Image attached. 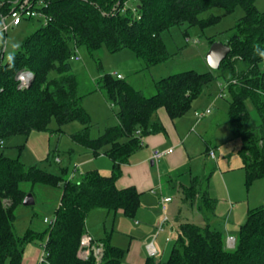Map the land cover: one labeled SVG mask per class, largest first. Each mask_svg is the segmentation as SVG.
Listing matches in <instances>:
<instances>
[{
  "label": "trees",
  "instance_id": "obj_1",
  "mask_svg": "<svg viewBox=\"0 0 264 264\" xmlns=\"http://www.w3.org/2000/svg\"><path fill=\"white\" fill-rule=\"evenodd\" d=\"M42 1L47 5L48 24L27 35L6 63L0 61V147L8 137L47 131L53 118L59 126L78 121L83 129L73 135L74 141L96 157L106 155L112 170L109 176L90 170L74 182L66 178L67 168L54 175L0 154V264H22L26 246L35 242L44 244L40 264H122L126 251L111 243V233L96 240L103 247L100 263L94 256L88 260L78 257L88 215L95 209L113 214L121 210L125 217L135 219L141 195L134 187H117L123 165L142 147L144 137L165 133L163 125L152 120L159 109L164 108L172 119L180 118L215 81L211 73L190 70L160 79L156 94L145 97L119 75L106 73L99 89L118 107L119 124L92 139L91 119L71 66L75 46L90 51L105 46L112 53L128 48L150 68L170 57L161 37L164 31L182 25L205 30L220 20L218 16L200 19L205 12L219 8L227 16L242 8L244 16L225 43L231 52L218 70L231 99L227 123L235 139L242 142L239 154L246 187L264 178V56L260 54L264 51V12L255 0H136L135 9L125 11L121 8L125 0ZM4 5L1 12L6 14L10 4L6 0ZM215 42L211 39L210 45ZM22 71L34 74L25 89L19 88L17 80ZM208 183V176L195 177L182 190L185 203H198L213 214L216 200L209 196ZM23 184H29L30 190H24ZM37 185L61 189L59 206L47 230L30 228L18 236L16 211ZM5 201L10 205L5 206ZM208 221L204 226L180 224L162 264H264V205L249 210L233 249L226 247L223 234L211 229ZM147 264H153V259Z\"/></svg>",
  "mask_w": 264,
  "mask_h": 264
},
{
  "label": "rangeland",
  "instance_id": "obj_2",
  "mask_svg": "<svg viewBox=\"0 0 264 264\" xmlns=\"http://www.w3.org/2000/svg\"><path fill=\"white\" fill-rule=\"evenodd\" d=\"M255 4L261 12H264V0H255ZM135 5L136 3L130 2L125 8L130 7L135 9ZM210 16H218L220 20L215 25L207 27L205 30H202L200 27L189 28L187 25H182L173 26L164 31L161 37L170 57L167 61L150 68H146L147 64L145 61L136 58L134 52L128 48L119 50L115 53L110 52L105 46L96 51H90L84 46L78 48L80 61H71V66L79 83L80 94L84 95L82 105L91 119L90 136L92 139H96L103 135L108 128L117 126L116 122H118L116 116L118 107L111 105L103 92L99 89V81L106 73L111 74L115 78L117 75L121 74V77L124 78L126 82L140 91L145 97L153 96L156 93L157 81L170 75L190 70L198 73H211L215 77L214 83L210 86L213 89L211 90V88H209L208 90L212 102L215 101L212 106H210L212 108L210 109L215 112L212 118L215 117L220 110L225 111L226 108L228 109L231 99L226 81L221 76L219 70H214L209 66L206 55L211 48V39L222 44L228 41L236 22L244 16V11L242 8L238 7L233 14L226 16L222 9L214 8L202 14L200 19H206ZM41 26L42 23L35 21L24 23L16 28H11L7 34L0 33V61L6 63L16 52V49L20 47L22 40ZM186 32L188 33L187 35ZM262 68L264 69V64ZM241 69L242 68L238 67L239 71ZM228 77L230 78V75ZM218 102L220 106H218ZM210 104L211 102H208V98L205 95H202V97L195 102V106L200 110L199 113L208 109L207 107ZM248 107L250 111L253 112L250 103H248ZM195 113L196 112H194L193 116ZM157 114L158 111L154 114L152 120H156ZM210 117L211 116L208 115L204 119ZM195 118L198 120L196 116ZM82 129L83 125L78 121H72L64 126H59L56 119L53 118L47 131L32 132L29 136L17 135L5 139L2 148L0 147V154L11 159H19L27 167H37L54 175H61V169L67 168L68 176L66 178H70L74 175L72 179L74 182L80 181L86 171L96 169L99 164L102 166V170L99 172L104 175L105 166L109 164L108 159H99V156H94L91 150L80 145L73 139V135L80 132ZM241 147V140L236 138L234 140L230 139L219 148H216L215 152L219 165L216 166L213 161H210L209 165L206 167L207 174L214 171V173L216 172L215 174L220 175L219 172L221 170L219 171V168L226 170L228 169V165L239 166L242 164V158H239V150ZM50 154L52 156L47 160ZM55 158H59L61 162L57 163ZM91 161H93L94 164L87 166L86 164ZM236 169V173L233 176L237 177L243 190L239 191L237 195H233L235 206L232 208L229 207L231 212L228 216L227 208L230 203L228 202L227 204V200L225 199L226 195L224 196V190H222L221 186L218 185L219 191H217L218 193L216 192L217 187L215 184L217 181H214L215 177L213 181H210L211 194L217 199L218 205L215 209V216L208 212L207 208H199L200 204L198 203H195L193 206L187 202L185 203L184 194L181 192L180 188H176V190L174 189L172 191L170 190L168 194L173 198L174 202L170 205L169 211L166 212L169 222L164 225L163 232L159 231L160 225L157 229L160 235L156 240V246L160 251V256L156 259L159 262L167 259L168 251L172 249L176 240V230L178 227L176 225L177 223L174 221V215H176L175 213L178 210H181L180 215L182 216V221H184L183 223L186 222L204 226L206 224V219H209L208 223L210 227L213 230L221 231L226 241L228 233L225 229L223 230L225 226H231L232 231L230 228L229 230L232 234L235 233L233 228L237 226L240 227L246 222L249 210L264 205V178L255 181L247 188L244 171L240 168ZM179 180L187 186L190 185L187 180L185 182L181 177H179ZM22 188L24 190H30V185L23 184ZM158 195H160V192L156 193L157 200ZM60 196L61 189L59 188H52L44 185L35 186L33 191L35 204L32 206L22 205L16 211V234L22 236L25 231L30 228L38 232L47 230L49 224L45 223V219H54V212L59 206ZM9 205L10 202L5 201V206ZM113 218V213L108 214L104 209H95L89 214L86 220V226L92 229L91 233L97 240L105 238L107 234L104 231H107L111 233V237L114 235L115 239L117 238L119 240L122 249H128L127 247L130 243V239L119 238L118 236H121V234H117V230L113 231ZM227 221H229V225ZM167 230L173 233L172 242H165ZM163 247H166L165 254L161 252ZM44 255V244L42 242L29 244L25 248L22 264H40Z\"/></svg>",
  "mask_w": 264,
  "mask_h": 264
},
{
  "label": "crops",
  "instance_id": "obj_3",
  "mask_svg": "<svg viewBox=\"0 0 264 264\" xmlns=\"http://www.w3.org/2000/svg\"><path fill=\"white\" fill-rule=\"evenodd\" d=\"M120 75L121 74H119V76ZM209 88H211V90L213 89L212 87H208L202 94L208 98V102H211L207 108H211L210 106L215 102H212L211 97H209ZM195 102L192 109L186 115L177 119H172L164 108L159 109L155 121H158L163 125L165 133H157L144 137L142 147L131 156L129 163L122 167L123 173L117 181V187L119 189L134 187L141 195V205L135 219L125 217L121 210L114 214L112 225L113 231L117 230L116 233L121 234V236H118L119 238L130 239V243L127 247L128 249H123L126 251V254L122 264H147L149 258H151L149 257L147 250V245L149 243H153L158 252V255L152 258L153 264H162L167 260L159 262L156 259L160 256V251L156 246V240L160 235L157 232L158 226L161 225L164 216H167L166 212L169 211L170 205L174 202L173 198L168 194L170 193V190L172 191L174 189L176 190V188H180L181 192H183L181 187H189L193 178L208 176L209 196L216 200V206L218 207L217 199L211 194L210 185V181H213V178L215 177L214 181H217L215 184L217 187L216 192L219 191L218 185L221 186L222 190H224V196L226 195L225 199L227 200V204L228 202L230 203L227 208V216L231 212L230 208L235 206L233 195H237L239 191L243 190L237 177L233 176L236 173V168L243 170V162L239 166L228 165V169L226 170L219 168V171L221 170L219 172L220 175L215 174L216 172L214 173V171L207 174L206 169L210 161H213L216 166L219 165L215 149L225 144L228 140L235 139L233 132L227 123L226 114L228 109L225 107V111L220 110L213 118L212 116H214L215 112L211 110V114H209V116H211L210 118L204 119L208 116L207 115L202 119L197 120L193 114L200 110L195 106ZM219 104L220 103L218 102V106H220ZM116 124L118 125L119 121L116 122ZM211 151L214 152V158L210 156ZM155 152L163 153V156L157 162L153 160ZM240 157L241 156L239 155V158ZM98 158L108 159L109 164L105 166L106 168L103 174L109 176L112 170L111 160L103 153L100 154ZM93 161L88 162L86 165L94 164L95 161ZM97 166L96 169L91 170H98L101 172L102 166L100 164ZM179 177L185 182L187 180L190 185L187 186L185 183H182L179 180ZM157 192H160L158 200L156 198ZM168 197L172 198V200L166 204L167 209L164 212L162 209V201L164 198ZM177 212L175 213L176 215H174V221L177 223V227H179L184 221H182V216L180 215L181 210H178ZM107 213L111 214L108 211ZM213 215L215 216V210ZM228 222L229 221H227V224L229 225ZM240 227L237 226L233 228V230H235V233L233 234L231 232V226H225L223 230L225 229L228 233L227 238L229 236L237 237ZM91 231L92 229L86 226V233L90 234L95 240H97ZM104 232L106 234L108 233L107 231ZM172 238L173 233L167 230L165 242H172ZM111 243L118 248L121 247L119 240L117 238L115 239L114 235L111 237ZM165 251L166 247H163L161 252L165 254ZM170 251H168L167 258L169 257Z\"/></svg>",
  "mask_w": 264,
  "mask_h": 264
},
{
  "label": "built area",
  "instance_id": "obj_4",
  "mask_svg": "<svg viewBox=\"0 0 264 264\" xmlns=\"http://www.w3.org/2000/svg\"><path fill=\"white\" fill-rule=\"evenodd\" d=\"M6 0H0V33L7 34L8 31L11 28H16L21 26L24 23H31L38 21L42 23V26H45L49 22V17L46 14L44 8L47 7V5L42 0H7L10 4V8L6 14H3L1 10L3 9L4 2ZM135 2L136 0H125L123 3L122 11H125V8L128 3ZM72 61H80V57L78 56V48L75 47L74 53L71 57ZM119 78L121 76H118ZM34 74L31 71H22L17 75V80L19 82V88L25 89L29 87L30 82L33 80ZM211 114V109L208 108L204 112H196L195 116L198 119H202L203 117ZM137 135H140V132H137ZM163 156V153L155 152L153 160L157 162L161 157ZM210 156L214 158V152H210ZM56 161L60 163V159L57 158ZM74 175H72L69 179H73ZM172 198H164L162 201V209L165 212L167 209L166 204L168 202H171ZM52 220L45 219V223H52ZM169 222V219L167 216L164 217V220L162 221L159 231L163 230V227L166 223ZM236 244V237L229 236L226 240V247L228 249H233ZM147 250L149 253V257L154 258L158 255V252L154 246L153 243H149L147 245ZM91 256H94L96 261L98 263L101 262L103 257V247L101 244H98L96 240L88 233H85L80 242V247L78 251V257L81 260H88ZM44 260V257L42 261Z\"/></svg>",
  "mask_w": 264,
  "mask_h": 264
},
{
  "label": "water",
  "instance_id": "obj_5",
  "mask_svg": "<svg viewBox=\"0 0 264 264\" xmlns=\"http://www.w3.org/2000/svg\"><path fill=\"white\" fill-rule=\"evenodd\" d=\"M230 52L231 48L229 46H227L226 44L215 42L211 45V48L206 55L207 63L212 69L218 70L221 66V63L227 58ZM34 204L35 200L33 194H28L24 199L23 205L32 206Z\"/></svg>",
  "mask_w": 264,
  "mask_h": 264
},
{
  "label": "clouds",
  "instance_id": "obj_6",
  "mask_svg": "<svg viewBox=\"0 0 264 264\" xmlns=\"http://www.w3.org/2000/svg\"><path fill=\"white\" fill-rule=\"evenodd\" d=\"M260 54H261L262 56H264V51H262Z\"/></svg>",
  "mask_w": 264,
  "mask_h": 264
}]
</instances>
